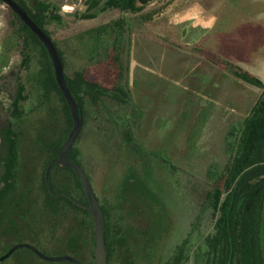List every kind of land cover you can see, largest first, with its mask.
<instances>
[{"label": "trees", "instance_id": "obj_1", "mask_svg": "<svg viewBox=\"0 0 264 264\" xmlns=\"http://www.w3.org/2000/svg\"><path fill=\"white\" fill-rule=\"evenodd\" d=\"M13 1L49 37L46 27L51 22H62L56 7L49 2L34 0L33 6L28 7L25 0ZM155 1L84 0V12L75 17L93 20L103 12L143 13ZM0 4L3 5L1 1ZM9 13L14 20L12 39L20 46V70L27 71L30 80L25 81L19 72L16 73L7 115L0 116V221L5 216L7 223L0 241L7 238L13 243L3 248L2 253L12 245L25 243L46 256L68 255L81 264H94L92 250L89 248L86 257L83 252L88 244L87 233H90L91 244L94 243L91 216L66 197L52 196L44 181L49 162L57 158L72 128L69 108L42 43L18 16L11 10ZM143 17L145 22L154 19L149 13ZM132 26L122 15L120 19L77 35L70 41L71 51L78 53L80 61L78 67L68 72L70 60L65 50L53 42L63 65L65 83L82 118L80 135L85 126H92L94 121L97 133L104 130L101 133L105 135L112 132L122 135L121 144L130 141V134L118 123L132 106ZM209 60L231 72L236 79L261 89L262 93L238 131L230 133L232 138L227 147L231 158L206 198L214 213L213 232L204 239L203 250L201 245L197 246L194 264H264V84L220 55L212 54ZM30 101L32 107L28 108ZM26 122L30 153L22 179L17 171L18 131L20 124ZM67 159L78 164L75 144ZM34 164L41 167L39 178L31 174L30 167ZM48 181L54 194H66L79 204L87 205L80 182L71 169L53 163ZM34 186L38 187V196H35ZM125 193L113 194L112 198L116 197L110 210L107 204L100 206L105 222L108 264H182L190 238L178 245L172 254H165V234L150 226L151 215L140 212L149 205H139ZM142 197L147 199L149 194L144 193ZM152 198L155 199V195ZM10 259H16V264H73L46 262L25 248L15 251Z\"/></svg>", "mask_w": 264, "mask_h": 264}, {"label": "rangeland", "instance_id": "obj_2", "mask_svg": "<svg viewBox=\"0 0 264 264\" xmlns=\"http://www.w3.org/2000/svg\"><path fill=\"white\" fill-rule=\"evenodd\" d=\"M25 1L28 7L33 6L34 0ZM40 1L51 3L62 18L60 24L51 22L46 29L70 60L67 72L79 65L80 57L72 53L70 42L77 35L122 15L133 24L132 106L118 123L128 131L130 141L121 144L122 135L114 132L105 135L101 133L104 130L97 133L92 121V126L87 124L75 143L78 164L87 174L95 196L109 205L108 210L116 197L112 198L113 194L121 196L122 191L129 193L133 202L149 205L140 212L151 215L150 226L165 234V254H172L190 236L187 244L192 247L188 246L182 264H194L197 246L201 245L203 250L204 239L213 232L214 213L206 198L231 158L227 147L232 138L230 133L238 131L262 93L261 89L233 77L228 70L215 66L208 58L212 54L220 55L264 84V0H246L248 9H244L246 14L240 18L235 12L227 13L231 0L220 1L213 8L216 21L209 37L201 33L202 26L194 25L189 19V10L177 14L182 0L158 1L143 13L103 12L93 20L75 17L84 12V0ZM148 13L154 19L145 22L143 15ZM245 24L248 31L233 29L234 25ZM255 25H259L257 33L249 28ZM13 27L8 8L0 4L1 117L7 115L16 73L25 81L30 80L27 71L20 70V46L12 39ZM31 102L28 108L32 107ZM27 125L28 122L21 123L18 131L17 171L22 179L30 153ZM30 170L40 177L39 164L32 165ZM37 189L34 186L35 196L39 194ZM144 193L149 194L147 199L142 197ZM6 224L2 216L0 234ZM6 239L0 241V257L4 255L3 248L9 246ZM86 241L84 257L89 255V248L92 252L94 249L90 233ZM15 260L8 258L0 263L16 264Z\"/></svg>", "mask_w": 264, "mask_h": 264}, {"label": "water", "instance_id": "obj_3", "mask_svg": "<svg viewBox=\"0 0 264 264\" xmlns=\"http://www.w3.org/2000/svg\"><path fill=\"white\" fill-rule=\"evenodd\" d=\"M3 5H5L9 10H11L18 18L27 26L30 31L38 38V40L42 43L43 47L47 51L49 58L52 62V66L54 69V76L58 88L64 97L67 106L69 108L71 120H72V128L68 134V137L64 144L62 145L60 152L56 159H53L49 162L44 175L45 185L47 187L48 192L52 196L56 197H66L71 202H73L78 207L84 209L89 213L92 219L93 225V237H94V249H93V259L94 264H108L107 262V253L105 246V222L103 212L99 206V203L96 199V196L92 190L90 180L87 174L83 171V169L67 159V155L70 152L71 148L74 146L76 140L78 139L81 129H82V118L80 117V112L78 105L70 93L65 80H64V72L63 65L60 60V57L55 49L53 41L51 37H49L43 30H41L27 15L24 9H22L17 3L13 0H0ZM53 163L58 164L61 167H65L71 169L76 177L78 178L80 185L82 187L83 193L87 200V205H81L73 198L66 194H54L49 185L48 176L50 172V168ZM28 249L33 252L38 258L46 262H70L73 264H81L74 257L63 255V256H46L39 252L36 248L29 244L25 243H17L13 245L4 255L0 257V262L8 259L15 251L19 249Z\"/></svg>", "mask_w": 264, "mask_h": 264}, {"label": "crops", "instance_id": "obj_4", "mask_svg": "<svg viewBox=\"0 0 264 264\" xmlns=\"http://www.w3.org/2000/svg\"><path fill=\"white\" fill-rule=\"evenodd\" d=\"M159 1H162V0H159ZM220 1H222V0H182L178 4L177 14H178V12H183L184 9L189 10V13H188L189 19L193 20L194 25L202 26L201 29H203L202 30L203 32H201V33L203 34V36H206L208 34L207 36L209 37L210 31L215 27L214 25H215L216 19L213 15V12L215 9L214 7L217 6V4ZM157 2H158V0L152 4H155ZM151 5H149V6H151ZM246 5H247L246 0L245 1L244 0H231L230 6L227 10V13H229V12L234 13L235 12L236 16H238L240 18V16H243L244 14H246L247 10H244V9H248ZM149 6H147V7H149ZM192 15H194V19H193ZM244 17H246V16H244ZM189 19H186V20H189ZM214 19H215V21H214ZM179 21H181V19H179ZM246 28H247L246 24H245V26H242V25L235 26L234 25V27H233L234 30L245 29L246 31H248ZM249 28L252 32L255 33L257 30H259V25L258 26L255 25V26L249 27ZM258 44L259 43H255V45H258ZM243 55H245V54H243ZM243 55L239 58L243 59ZM208 61L211 62L210 60H208Z\"/></svg>", "mask_w": 264, "mask_h": 264}, {"label": "flooded vegetation", "instance_id": "obj_5", "mask_svg": "<svg viewBox=\"0 0 264 264\" xmlns=\"http://www.w3.org/2000/svg\"><path fill=\"white\" fill-rule=\"evenodd\" d=\"M86 199V198H85ZM96 199H97V201H98V203H99V206H101V205H104V203L100 200V199H98V197H96ZM86 202H87V200H86ZM84 206H86V205H84ZM84 210V209H83ZM189 238H190V236H189Z\"/></svg>", "mask_w": 264, "mask_h": 264}, {"label": "bare ground", "instance_id": "obj_6", "mask_svg": "<svg viewBox=\"0 0 264 264\" xmlns=\"http://www.w3.org/2000/svg\"><path fill=\"white\" fill-rule=\"evenodd\" d=\"M65 9H68L67 7Z\"/></svg>", "mask_w": 264, "mask_h": 264}, {"label": "built area", "instance_id": "obj_7", "mask_svg": "<svg viewBox=\"0 0 264 264\" xmlns=\"http://www.w3.org/2000/svg\"><path fill=\"white\" fill-rule=\"evenodd\" d=\"M64 10H66V9H64ZM70 10H72V9H70Z\"/></svg>", "mask_w": 264, "mask_h": 264}]
</instances>
